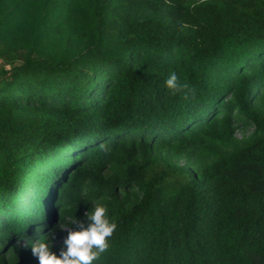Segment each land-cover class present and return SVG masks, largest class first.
Here are the masks:
<instances>
[{
    "label": "trees",
    "instance_id": "16d2710c",
    "mask_svg": "<svg viewBox=\"0 0 264 264\" xmlns=\"http://www.w3.org/2000/svg\"><path fill=\"white\" fill-rule=\"evenodd\" d=\"M0 59V264L96 201L92 264H264V0H0Z\"/></svg>",
    "mask_w": 264,
    "mask_h": 264
},
{
    "label": "clouds",
    "instance_id": "9594fccd",
    "mask_svg": "<svg viewBox=\"0 0 264 264\" xmlns=\"http://www.w3.org/2000/svg\"><path fill=\"white\" fill-rule=\"evenodd\" d=\"M165 87L174 95L188 85H181L175 72L165 80ZM86 220L71 219V226L61 224L59 227L67 232L59 254L52 251V241L38 239L23 240L25 248H31L32 256L38 264H92L109 247V238L118 228L115 218L107 215V205L96 201L91 211L84 213ZM75 226L74 228L72 226ZM54 238V237H53ZM21 243L20 240L17 241ZM95 249V250H94Z\"/></svg>",
    "mask_w": 264,
    "mask_h": 264
},
{
    "label": "rangeland",
    "instance_id": "374dc122",
    "mask_svg": "<svg viewBox=\"0 0 264 264\" xmlns=\"http://www.w3.org/2000/svg\"><path fill=\"white\" fill-rule=\"evenodd\" d=\"M11 63H7L6 61H4L3 59H0V71L2 69H8L9 67H11V65H15V61L11 60ZM241 132L237 133V136L240 137Z\"/></svg>",
    "mask_w": 264,
    "mask_h": 264
}]
</instances>
